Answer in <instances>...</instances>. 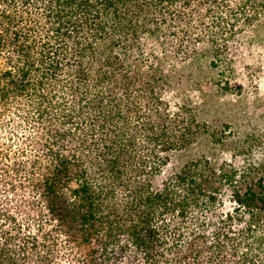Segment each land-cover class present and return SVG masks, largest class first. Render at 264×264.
I'll return each instance as SVG.
<instances>
[{
	"label": "trees",
	"instance_id": "16d2710c",
	"mask_svg": "<svg viewBox=\"0 0 264 264\" xmlns=\"http://www.w3.org/2000/svg\"><path fill=\"white\" fill-rule=\"evenodd\" d=\"M262 25L264 0H0V264H264L262 166L165 70Z\"/></svg>",
	"mask_w": 264,
	"mask_h": 264
},
{
	"label": "rangeland",
	"instance_id": "374dc122",
	"mask_svg": "<svg viewBox=\"0 0 264 264\" xmlns=\"http://www.w3.org/2000/svg\"><path fill=\"white\" fill-rule=\"evenodd\" d=\"M236 45L229 53L230 64L212 68L208 58L201 57L166 65L165 70L179 89L175 98L190 105L211 129H224L226 142L217 156L242 169L259 164L262 167L252 173L264 181V25L247 31ZM187 158L173 156L162 174L179 170Z\"/></svg>",
	"mask_w": 264,
	"mask_h": 264
}]
</instances>
